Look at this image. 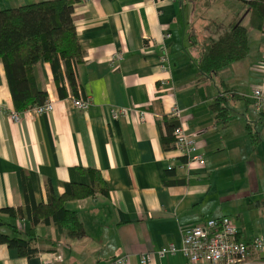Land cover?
<instances>
[{"label":"crops","instance_id":"obj_1","mask_svg":"<svg viewBox=\"0 0 264 264\" xmlns=\"http://www.w3.org/2000/svg\"><path fill=\"white\" fill-rule=\"evenodd\" d=\"M42 1L0 0V10ZM71 1L83 52L72 72L90 104L84 111L74 108L63 72L59 96L49 64L40 62L33 80L53 110L23 114L15 123L0 61V209L31 210L59 197L65 184L89 186V169L99 172L107 195L64 204L81 222L80 236L57 240L54 225L39 224L35 234L57 241L54 251L37 243L39 253L27 259L0 244V264H42L56 256L61 264H106L122 255L127 264H140L145 254L151 256L147 264H194L180 253L156 252L180 248L184 230L221 217L236 227L239 242L264 241V110L257 112L252 100L253 89L264 91V28H250L255 41L248 37L244 59L196 86L208 25L248 22V8L230 1L216 17L219 0ZM114 52L123 59L110 67ZM217 96L230 111L224 128L209 108ZM112 109L126 111L113 117ZM173 109L203 154L201 163L164 150L163 117L173 118ZM248 125L257 134L254 144ZM21 227L30 228L26 217ZM0 232L6 228L0 225ZM246 264H264V247L250 249Z\"/></svg>","mask_w":264,"mask_h":264},{"label":"trees","instance_id":"obj_2","mask_svg":"<svg viewBox=\"0 0 264 264\" xmlns=\"http://www.w3.org/2000/svg\"><path fill=\"white\" fill-rule=\"evenodd\" d=\"M248 8V27L255 31L264 28V0H237ZM71 0H47L12 9L0 10V61L3 65L14 112L22 113L48 100L44 91H39L34 83L32 68L40 62L48 63L57 92L63 97V87L59 86L64 73L72 97H81L75 82L72 66L83 61L73 22ZM196 61V86L206 82L223 68L241 61L249 51L248 29L235 20L230 25L211 22L201 42ZM225 89V87L222 85ZM229 93L225 89L223 92ZM222 97V98H221ZM217 96L209 105L215 121L226 127L230 121V111L223 96ZM165 136L162 137L164 150L174 149L172 131L178 126L174 118L163 117ZM251 142H257V134L247 126ZM90 185L65 184L64 192L57 198L50 197L47 204H39L31 210L3 208L0 215V244L17 252L19 257L31 258L39 253L36 244L48 245L54 251L57 241L49 237H39L35 227L54 225L57 240L80 236L83 227L76 214L64 209L68 201H78L95 195H107V186L97 170L89 169ZM30 228L21 227L24 219Z\"/></svg>","mask_w":264,"mask_h":264},{"label":"built area","instance_id":"obj_3","mask_svg":"<svg viewBox=\"0 0 264 264\" xmlns=\"http://www.w3.org/2000/svg\"><path fill=\"white\" fill-rule=\"evenodd\" d=\"M170 38L169 34L164 36L165 40ZM123 54L114 52L109 61L110 67L115 63L121 62ZM253 107L258 111L264 110V91L255 88L252 90ZM74 108L84 111L90 104L89 97H78L72 99ZM53 102L46 100L42 105L35 106L22 113H11V119L18 123L23 114H30L33 117L50 113L53 110ZM124 109H112L113 117L125 114ZM172 117L179 118V111L172 110ZM141 119V118H140ZM174 139V150L185 159L188 164L201 163L203 154H201L195 142L187 135L183 126L178 125L172 131ZM264 247L262 239H255L250 243H241L237 240L236 227L227 217L207 220L197 226L184 230L181 234L180 248L176 249L169 245L162 248L156 254L159 257L168 254L180 253L189 263H207V264H246V257L250 249L261 250ZM150 254H145L140 258V264H147L150 261ZM62 258L56 256L52 261L42 264H61ZM128 256L122 255L110 259L106 264H127Z\"/></svg>","mask_w":264,"mask_h":264},{"label":"rangeland","instance_id":"obj_4","mask_svg":"<svg viewBox=\"0 0 264 264\" xmlns=\"http://www.w3.org/2000/svg\"><path fill=\"white\" fill-rule=\"evenodd\" d=\"M230 1H233V3L236 4V2L234 0H219V3L216 4V7H219L220 8V11L218 10L216 12V14H217L216 17H223V16H221L220 12H222V9H223L224 6L227 7V4ZM242 21H243V25L248 29V37L251 38L252 43H254L255 37H253V36L255 34H253L252 31L250 30V28L248 27L247 18L242 19ZM251 41H250V44H251ZM3 219L6 220L5 218H3Z\"/></svg>","mask_w":264,"mask_h":264}]
</instances>
